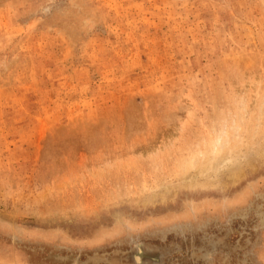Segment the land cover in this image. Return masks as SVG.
Wrapping results in <instances>:
<instances>
[{"label": "rangeland", "instance_id": "1", "mask_svg": "<svg viewBox=\"0 0 264 264\" xmlns=\"http://www.w3.org/2000/svg\"><path fill=\"white\" fill-rule=\"evenodd\" d=\"M138 242L264 264V0H0V264Z\"/></svg>", "mask_w": 264, "mask_h": 264}, {"label": "bare ground", "instance_id": "2", "mask_svg": "<svg viewBox=\"0 0 264 264\" xmlns=\"http://www.w3.org/2000/svg\"><path fill=\"white\" fill-rule=\"evenodd\" d=\"M220 138H221V136H219L218 137V139L216 140V142H215V145H216V148H215V150H214V153H213V156H211L206 162H207V167H205L203 170L201 169V173L202 174H204V177L206 178L205 180H206V182L207 181H209L210 179H214L216 176H217V174L219 173V171H220V169L221 168H224L228 163H232L231 165H233V163H235L236 164V162H238V160H239V155H238V152L237 151H239V150H235V145H231V147H228L227 148V152H226V154H225V156H223L222 157V155L220 156V150L222 149V147L221 146H217V144L218 145H220L221 143H219V140H220ZM225 139H226V137H225ZM224 139V140H225ZM221 142V141H220ZM225 143H227L228 144V141H224ZM226 144V145H227ZM233 147V148H232ZM240 152V151H239ZM223 154V153H222ZM219 157V159H216V158H218ZM215 160V165H212V166H210L211 164H212V162ZM203 177V176H202ZM190 179V178H189ZM200 181V180H199ZM196 182H198L196 179H194V178H192L191 180H190V183H196ZM248 235V234H247ZM246 235V236H247ZM224 238V237H223ZM222 238V239H223ZM245 239V238H244ZM248 239V238H247ZM243 240V239H242ZM244 241V240H243ZM144 242V241H143ZM150 243V242H149ZM179 243V242H178ZM177 243V244H178ZM182 244V243H181ZM180 244V245H181ZM213 244V243H212ZM238 245V244H237ZM178 247V246H177ZM181 247V246H180ZM173 248V247H172ZM171 248V249H172ZM214 248H215V246H214ZM171 249H170V251H171ZM123 251V250H122ZM121 251V252H122ZM166 251V250H165ZM199 251V250H198ZM47 252V251H46ZM94 252V251H93ZM120 252V253H121ZM164 252V248L163 249H153V248H150V247H147V246H145L144 244H142V243H137L136 244V248H135V251L133 252V260L135 261V262H137L138 264H158V263H156V261H155V258H157L156 256H158L159 257V260L160 261H162V258L163 257H165V256H163V254H165V252ZM167 252V251H166ZM196 252V251H195ZM204 252V251H203ZM206 253H207V251H205ZM204 252V253H205ZM106 252H104V254H105ZM132 253V252H131ZM155 253H158L157 255H155ZM168 253V252H167ZM202 253V252H201ZM200 253V254H201ZM206 253L204 254V255H202V256H205L206 255ZM91 254V253H90ZM117 254H119V253H117ZM76 255V254H75ZM92 255V254H91ZM109 255H110V253H109ZM127 255H129V253H125L124 255H123V257L121 258V259H123L124 261L122 262V263H124L125 261H126V259H127ZM64 256V255H63ZM86 256V255H85ZM90 256V255H89ZM197 257H198V255H196ZM108 258V257H107ZM166 259V258H165ZM85 260H86V258H85ZM66 261V260H65ZM133 261V262H134ZM69 262H71V261H69ZM88 262V261H87ZM91 262V261H90ZM89 263V262H88ZM98 263V262H97ZM107 263V262H106ZM160 263V262H159ZM50 264H51V262H50ZM53 264V263H52ZM83 264V263H82ZM86 264V263H85Z\"/></svg>", "mask_w": 264, "mask_h": 264}, {"label": "water", "instance_id": "3", "mask_svg": "<svg viewBox=\"0 0 264 264\" xmlns=\"http://www.w3.org/2000/svg\"><path fill=\"white\" fill-rule=\"evenodd\" d=\"M98 261V260H102V261H106L109 262L111 264H124V263H129V260H126L124 263H122L124 260L121 259V257L117 254V252H114L113 255L109 256V259H107L104 255H100L99 257H95L93 259H91V261Z\"/></svg>", "mask_w": 264, "mask_h": 264}, {"label": "flooded vegetation", "instance_id": "4", "mask_svg": "<svg viewBox=\"0 0 264 264\" xmlns=\"http://www.w3.org/2000/svg\"><path fill=\"white\" fill-rule=\"evenodd\" d=\"M158 253H155V255H157ZM157 258H155V261H156V263H158V264H160L159 262H161L160 260H159V257L158 256H156Z\"/></svg>", "mask_w": 264, "mask_h": 264}, {"label": "snow or ice", "instance_id": "5", "mask_svg": "<svg viewBox=\"0 0 264 264\" xmlns=\"http://www.w3.org/2000/svg\"><path fill=\"white\" fill-rule=\"evenodd\" d=\"M53 7L55 8V7H57V5H56V4H54V5H53Z\"/></svg>", "mask_w": 264, "mask_h": 264}]
</instances>
